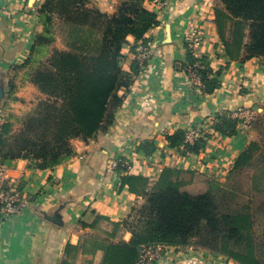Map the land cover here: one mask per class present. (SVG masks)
<instances>
[{"label": "crops", "instance_id": "crops-1", "mask_svg": "<svg viewBox=\"0 0 264 264\" xmlns=\"http://www.w3.org/2000/svg\"><path fill=\"white\" fill-rule=\"evenodd\" d=\"M45 1L0 0V87L6 94L14 90L13 100L5 99L0 105V122L9 119L15 131L39 93L30 83L12 84L10 76L26 73L17 69L30 57L43 31L37 10ZM91 1L106 14L115 13L119 2ZM147 7L158 17V25L147 34L154 49L153 71L148 79L135 76L109 131L88 143L74 141L75 155L53 169L40 170L22 159L7 168L1 188H17L27 209L9 219L0 214V264H61L68 244L83 243L88 254L80 249L70 262L102 264V251L91 246L94 239L114 234V242H129L132 236L123 223L146 199L128 188L120 189L119 175L110 169L113 161L128 160L131 174L147 177L150 184L165 168L181 170L187 189L199 191L206 180L226 182L234 160L259 140L258 124L264 121V65L260 59H229L214 23L215 9H224L220 0H169L164 9L149 3ZM195 32L201 37L204 59L218 74L220 87L212 94L197 95L188 85L187 40ZM134 41L130 37L123 48V68L128 72L135 62ZM239 108L254 112L251 128H240L233 137L216 135L198 155L171 148L165 139L178 130L195 132L197 138L213 134L217 116H230ZM145 141L155 143L157 151L152 155L139 150ZM96 216L104 219L95 225ZM115 224L120 227L116 229ZM180 249L166 247L155 264H237L202 249Z\"/></svg>", "mask_w": 264, "mask_h": 264}, {"label": "trees", "instance_id": "trees-1", "mask_svg": "<svg viewBox=\"0 0 264 264\" xmlns=\"http://www.w3.org/2000/svg\"><path fill=\"white\" fill-rule=\"evenodd\" d=\"M151 1L119 0L113 14L101 12L89 0H47L41 4L37 13L43 31L20 67H25V75L44 98L34 112L21 119L17 131L9 119L0 122L1 165L8 168L22 159L40 170L53 169L75 155L74 141L88 143L109 131L140 71L136 61L130 72L123 68V48L132 37L134 52L137 43L147 40V34L158 25L157 14L147 7ZM220 2L224 9H215L214 23L229 59H260L264 65V0ZM57 24L65 30L67 50L52 49ZM186 63V67L199 63L203 94L220 87L218 74L206 59L196 60L188 52ZM7 96L4 90L2 101ZM239 129L240 122L223 113L217 116L213 134L193 143L185 142L188 132L183 130L165 139L171 148L198 155L216 135L233 137ZM139 150L152 155L157 147L145 141ZM249 170L251 191L264 197V135L234 160L226 182L206 180L199 191L187 189L181 170L165 168L150 184L147 177L133 175L120 164L116 169L120 189L144 196L145 204L134 208L123 223L132 236L129 242H114L112 234L105 240L94 239L91 246L102 251V264H141L147 246L202 249L237 264H264L255 230L257 214H264V198L263 211H259L254 199L242 201L231 185L236 174ZM103 219L96 216L94 224ZM82 225L87 227L84 222ZM85 248L84 243L68 244L61 264H72L70 259L74 260L80 249L88 254Z\"/></svg>", "mask_w": 264, "mask_h": 264}, {"label": "built area", "instance_id": "built-area-1", "mask_svg": "<svg viewBox=\"0 0 264 264\" xmlns=\"http://www.w3.org/2000/svg\"><path fill=\"white\" fill-rule=\"evenodd\" d=\"M169 0H152L149 2L150 6L155 9H164ZM201 37L199 32H195L192 37L187 40L188 51L191 52L196 60H202L204 58L202 52L200 51ZM154 55V49L152 43L147 40L139 41L136 45L135 51L133 52L134 60L138 63L140 71L137 74L138 78L148 79L153 71V67L150 64ZM199 63L186 68L188 85L192 91L197 95H202L204 90V83L202 81L201 75L199 74L197 68ZM137 78V77H136ZM134 84V83H133ZM133 86V85H132ZM230 117L234 120L240 122V128L247 129L251 128L255 114L252 110L247 108H239L234 111ZM197 139V134L195 132H188L186 135V143H193ZM122 165L128 172L133 170L132 164L126 160L113 161L110 165V169L116 171L119 165ZM7 168L0 164V214L4 219H9L11 217L21 214L27 209V202L18 191L17 188L3 189L1 184L4 181ZM165 247L163 246H147L143 247L141 264H155L161 259V253Z\"/></svg>", "mask_w": 264, "mask_h": 264}, {"label": "rangeland", "instance_id": "rangeland-1", "mask_svg": "<svg viewBox=\"0 0 264 264\" xmlns=\"http://www.w3.org/2000/svg\"><path fill=\"white\" fill-rule=\"evenodd\" d=\"M89 1H90L91 6L96 7L91 0H89ZM55 21L61 22V20L57 19L56 17H55ZM66 37L67 36L65 34V30H64L63 26H61L60 24H57L56 31H55L56 40L52 46V49L56 48V49H60V50H67L68 44H67ZM24 69L25 68H23L22 70H19V71L24 72ZM10 78H14V80L11 81L12 84H14L16 82L21 83V84H24L25 82L32 84L31 79H29L26 75H24V76L20 75V74L11 75ZM20 78H22V79H20ZM134 82H135V79H134ZM32 85L37 89L39 95L36 98H34V100L32 101L31 109L28 112H26L22 118H24L27 114L34 112V110L37 108V106L40 103V101L42 100V98H44V96L42 95L40 90L34 84H32ZM17 86L15 85L14 88H16ZM13 93H14V90H12V92L7 94V95H11V97L6 98V100L10 99L12 101L13 100V98H12ZM258 125H259L258 126L259 127V133H260V137H259L258 141H260L262 139V136L264 135V121H262ZM251 175H252V171H250V170L236 174L233 177L234 179H233L231 185H233V187L236 188V190H237L242 201L249 202L252 199H254V200H252L254 202V207H255V209L260 211L261 210V203H262L264 197L261 195L255 194L251 191V185H250ZM261 211H263V209ZM255 230H256L257 243L260 247V252H261L260 256L264 260V214H257ZM184 249L185 248H182V249H180V251L185 252Z\"/></svg>", "mask_w": 264, "mask_h": 264}, {"label": "water", "instance_id": "water-1", "mask_svg": "<svg viewBox=\"0 0 264 264\" xmlns=\"http://www.w3.org/2000/svg\"><path fill=\"white\" fill-rule=\"evenodd\" d=\"M3 96H4V90L0 87V103L2 101Z\"/></svg>", "mask_w": 264, "mask_h": 264}]
</instances>
